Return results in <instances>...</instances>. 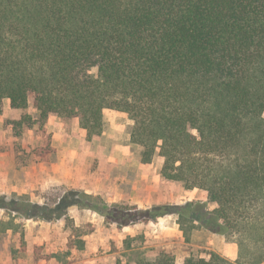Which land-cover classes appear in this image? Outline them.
Listing matches in <instances>:
<instances>
[{
	"label": "trees",
	"instance_id": "obj_1",
	"mask_svg": "<svg viewBox=\"0 0 264 264\" xmlns=\"http://www.w3.org/2000/svg\"><path fill=\"white\" fill-rule=\"evenodd\" d=\"M6 99L38 112L15 130L56 115L88 141L107 109L126 113L142 162L158 153L166 179L207 201L109 206L69 189L53 203L0 196V209L51 221L79 205L118 227L176 214L186 242L203 227L238 248L236 260L189 248L183 264H264V0H0V115ZM153 250L136 264H176L172 247Z\"/></svg>",
	"mask_w": 264,
	"mask_h": 264
},
{
	"label": "rangeland",
	"instance_id": "obj_2",
	"mask_svg": "<svg viewBox=\"0 0 264 264\" xmlns=\"http://www.w3.org/2000/svg\"><path fill=\"white\" fill-rule=\"evenodd\" d=\"M91 73L96 75L97 68ZM5 104L8 115L0 124V196L30 198L43 204L58 201L67 190L75 189L93 204L109 206L128 204L146 208L160 203L207 201L204 190L189 189L184 183L166 179L162 174L164 159L158 153L151 163L142 162L143 147L132 142L133 121L126 113L107 109L102 136L88 141L77 120L64 122L56 115L44 127L22 125L15 130L10 122L20 120L24 112L37 118L38 112L33 106L27 110H10L8 99L4 107ZM59 124L76 147L73 154L63 153L61 159L55 155L57 149L49 131ZM19 130L21 135L17 136ZM209 208L214 209L215 205L210 203ZM0 232L11 234V242L3 250L11 253L5 257L8 264L17 263L29 253L36 261L54 257L55 264H116L119 257L136 264L144 253L153 258V248L158 245L174 249L176 264L184 263L189 248L196 254L213 250L231 260L238 257L232 239L203 227L196 228L190 242H186L176 214L154 222L118 227L106 223L101 213L79 205L71 206L66 217L51 221L27 219L0 209ZM138 235L144 241H133V249L127 250L125 239Z\"/></svg>",
	"mask_w": 264,
	"mask_h": 264
},
{
	"label": "crops",
	"instance_id": "obj_3",
	"mask_svg": "<svg viewBox=\"0 0 264 264\" xmlns=\"http://www.w3.org/2000/svg\"><path fill=\"white\" fill-rule=\"evenodd\" d=\"M9 109L11 110V106L9 104ZM9 113H11V111H9ZM7 110H6V104L3 110V115H0V124H3L5 117L7 116ZM56 116L51 115L49 117L48 122H52L53 119H55ZM50 133L52 134V140H53V145L55 146V148L57 149V152H55V155H57V157L59 159H61L63 153L68 154V152H70V154H73V152L75 151V144L72 140V137L69 136V134L67 133V130L63 127V125L59 124V125H55L52 126L50 128ZM66 150V152H63V150ZM8 233L11 232L10 229H8L7 231ZM8 241L11 242V234L10 236H6L5 233L0 232V264H8V260L5 258L8 255H11V253L6 254L5 248H7V243ZM22 252H25L24 250L20 251V253L23 255ZM28 252V251H27ZM9 258V257H8ZM54 257H51L47 260H42L41 259L39 261H36L35 257H30V253L27 256H23V258L19 259V261L17 263L14 264H55L54 262Z\"/></svg>",
	"mask_w": 264,
	"mask_h": 264
}]
</instances>
